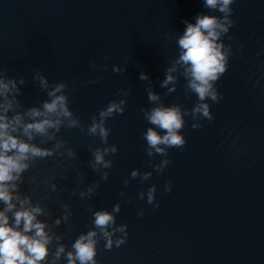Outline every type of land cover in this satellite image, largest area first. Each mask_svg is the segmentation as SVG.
<instances>
[{"label":"clouds","instance_id":"obj_1","mask_svg":"<svg viewBox=\"0 0 264 264\" xmlns=\"http://www.w3.org/2000/svg\"><path fill=\"white\" fill-rule=\"evenodd\" d=\"M204 7L218 11L221 16L200 13L195 17V23L184 20L185 29L176 37L178 55L165 71V78L160 87L167 92L177 90L179 73L186 81L185 90L197 97V102L191 109L182 104L165 105L161 94L152 87L150 77L143 71L139 79L147 82V99L152 105L141 109L148 127L143 133L146 142V154L150 158L163 157L152 167L157 173L163 172L169 165V149H183L187 141L183 135L186 126V116H191L193 129H199L202 119L209 121L215 117L211 105L207 102H219L222 97L216 87L217 81L227 72L232 47L222 39L229 33L235 23L232 19L234 0H203ZM166 39H172L171 34ZM92 67L97 66L93 63ZM113 72L123 73L127 68L113 66ZM33 80L39 88L46 92L47 99L39 105L25 108L19 97L22 86L26 84L23 76L17 78L8 75V69L0 66V264H97L98 244L104 241L106 250L119 248L128 238V225L117 224V214L121 211V203L117 202L111 209H93V227L80 233L69 247L63 243L64 236L58 234L62 224L72 229L73 210L71 204L58 200L62 215L52 220L49 206L45 199H37L34 192L43 184L45 190L51 193L64 191L57 183L55 174L38 181L31 178L32 191L23 190L28 173L37 164L48 158H55L58 167H65V160L75 161L77 153L59 134L63 128L85 130V124L74 114L70 107L68 85L65 82L50 83L47 76L39 69H33ZM89 84L98 83L89 80ZM74 90V89H73ZM129 91L120 89L118 96L127 97ZM126 99L110 101L98 114L91 117L87 125L88 136L97 137L100 145H88L92 159L90 168L99 174V179L92 184L73 190L72 196H79L87 201L97 192L101 181H107L109 170L113 166L110 158L118 152V146L109 144L111 129L107 121L125 111ZM38 141V142H37ZM51 144V147L45 145ZM72 170L84 184L85 179L79 168L73 164ZM132 178L139 177L148 181L152 171H131ZM67 179V176L64 177ZM125 179V185L129 184ZM165 192L172 191V182L166 183ZM157 186L152 184L147 191H141L138 198L147 204L158 208L156 201ZM122 197L127 193L121 192ZM144 210L139 209L137 216L142 217ZM54 246V247H53Z\"/></svg>","mask_w":264,"mask_h":264}]
</instances>
